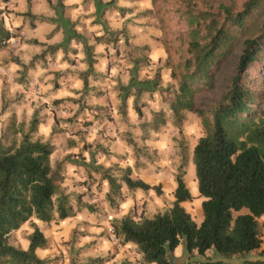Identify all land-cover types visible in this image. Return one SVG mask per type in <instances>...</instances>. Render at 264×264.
<instances>
[{
    "label": "trees",
    "instance_id": "16d2710c",
    "mask_svg": "<svg viewBox=\"0 0 264 264\" xmlns=\"http://www.w3.org/2000/svg\"><path fill=\"white\" fill-rule=\"evenodd\" d=\"M95 1L98 6L110 3ZM182 2L189 41L179 65L182 73L178 87L166 100L180 132L185 111L201 119L204 135L194 147L193 163L198 191L204 198L203 219L198 223L183 205L193 194L185 180L186 147L182 145L172 206L139 220L127 214L115 224L114 232L121 243L136 246L143 264H264V250L259 251L263 242L259 218L264 216V85L253 84L255 77L250 75L251 69L264 65V0ZM30 7L22 15L33 22L37 16ZM13 36L0 20V46ZM240 49L233 75L220 83L219 97L212 103L202 101L205 94L218 89L219 74ZM89 62L93 69L96 59L91 54ZM87 73L83 92L89 88ZM160 82L158 75L149 84L159 86ZM136 110L142 118L141 108L136 106ZM40 122L35 111L28 130L24 125L14 129L20 139L8 142V127L0 137V264L51 263L53 259L38 254L39 249L49 246L48 237L38 225L28 235L27 248L16 245L12 233L33 219L61 221L82 208L95 211L93 204L82 202L78 196L73 200L65 191L66 176L53 164L55 131L46 140L37 137ZM163 123V112H156L154 128ZM116 169L120 177L113 174L112 167L95 169L109 182L106 198L112 204L122 197L125 187L162 193L160 184L134 178L130 166L116 165ZM87 186H92L91 181ZM244 208L249 211L235 214ZM180 245L183 253L177 256ZM254 252H258L256 257ZM106 261L97 258L90 264Z\"/></svg>",
    "mask_w": 264,
    "mask_h": 264
},
{
    "label": "rangeland",
    "instance_id": "374dc122",
    "mask_svg": "<svg viewBox=\"0 0 264 264\" xmlns=\"http://www.w3.org/2000/svg\"><path fill=\"white\" fill-rule=\"evenodd\" d=\"M103 1L111 3L108 4L109 6L105 4L101 16L105 20L104 38L107 39V44L112 50H109V47L106 48L109 59L105 62L104 72H95L90 80L92 83H97L93 87V95L100 96L107 91L110 104L101 110L103 113L99 111L97 114L91 113L90 116H87L85 112L82 113L83 111L78 112L79 109L88 107L86 101L82 100L76 110L70 106L72 109L70 113H63L62 105L55 108L53 102H46L44 98L47 92H43L45 91L44 87L32 84L36 80L30 78L29 74L32 68L44 62V59L41 60L42 53L33 57L32 48L24 46L23 43L19 45L18 42L24 40L22 33L25 25L28 23V28H33L35 23L43 17L32 22L30 18L27 20L19 10L25 9V6L18 5L19 0L18 3L16 2V6H14V1L11 3L0 0V10L3 11L0 14V20H3L6 29L14 34L13 38L9 40L10 43L0 46V65L7 70V72L0 70V137L2 130L9 128L8 142L12 138L20 139V134H16L14 129L24 125V129L28 130L36 111L41 121L36 136L46 140L52 134L50 133L46 138L49 133L41 123L44 124V121L51 115L54 120L52 131L54 129V141L57 145L53 155V164L55 168L68 176L64 189L75 200L74 198L82 191H86L82 187V184H86L85 188L92 191L90 198L93 199L91 203L95 206L94 212L83 209L85 210L83 212L86 213L85 216L76 214L65 220L51 222L33 219L12 234L11 240L16 245L24 247L27 245L28 235L33 231L35 225H38L44 233L55 229L52 232L55 240L48 255L53 260L49 264H90L97 258L111 260L114 249L118 248V244H121L120 238L113 231H115V224L123 216L131 214L139 220L144 216L152 217L172 206L177 186L176 174L182 162V151L184 150L186 157L185 180L191 188L193 198L184 202L183 205L198 223L203 219L202 202L204 198L198 191L193 163L194 147L199 138L204 135L201 119L197 114L185 111L186 118L183 121L182 132H180V128L174 122L170 104L166 100L167 95H171L178 87L182 73L179 65L189 41V25L186 15L181 10L183 2L182 0ZM95 4L97 5V3ZM52 10H56L54 15H59L57 11H61V8ZM151 45H155L156 51L159 50L162 53L160 60L153 57ZM15 51H20L21 54H15ZM240 54L241 49L235 51L219 74L218 89L205 94L201 98L202 101L212 103L214 98L219 97L220 83L233 75ZM29 56L32 59L24 64L21 57L28 58ZM97 56L98 54H93L94 59ZM11 62L20 64L22 67L18 71H12L13 79L9 76L11 72L8 68ZM47 62L48 59L45 60L44 65ZM98 62L97 59L95 64ZM28 65L31 66L27 68ZM250 73L252 78L255 77L252 81L253 84L264 85V65H261L257 70L251 69ZM158 75H160V85L149 84V81L157 79ZM87 80L89 81V78ZM43 82L45 81H39V83ZM81 97L84 98L85 95ZM112 98H115V102L111 101ZM124 102L125 104H123ZM115 104L119 106L121 112L120 121L129 119V111L135 112V122L134 124L129 122L131 130L127 135L134 144L133 146L130 144L131 152L125 159L129 164L123 161L109 167L113 168L114 175L120 177L121 173L116 169V165L122 168L130 166L133 169L132 176L134 178H142L152 185L160 184L161 194H158L154 189L130 191L125 187L122 197L116 198L112 204L106 198V194L110 190L109 182L101 179L100 174L95 171V169L108 168V166L98 163L100 153L104 152L105 148L99 147L100 145L95 148L96 143L90 144L82 136L73 140L70 138L64 140L66 136L63 133L68 127L70 132L73 131V134L76 130L80 131L82 126L87 128L92 125L93 127L96 120L94 116L102 117L101 119L97 118L100 121V123H96L97 133L102 130L106 131L107 125L103 123L115 120L116 114L112 111ZM136 106L141 108L142 118L139 117ZM156 112H163L165 119V123L160 124L157 129L153 125ZM104 113L106 117L103 116ZM49 120L51 119L49 118ZM67 123L69 125H66ZM40 131H42L41 136L38 135ZM62 136L63 142H61ZM65 141H69L68 149L65 148L67 144ZM85 143L89 145L87 148H85ZM182 145L186 149L182 150ZM89 181L92 184L89 186L90 188L87 186ZM74 205L76 206L75 201ZM248 211L247 208H244L235 214ZM80 221L89 222L94 228L91 231L83 230L76 226ZM93 239H96L94 243H92ZM97 251L101 252L100 256L99 254L98 256L94 255ZM130 251L134 253L135 250L130 248ZM39 253V255H46L48 252Z\"/></svg>",
    "mask_w": 264,
    "mask_h": 264
},
{
    "label": "crops",
    "instance_id": "0c3cea01",
    "mask_svg": "<svg viewBox=\"0 0 264 264\" xmlns=\"http://www.w3.org/2000/svg\"><path fill=\"white\" fill-rule=\"evenodd\" d=\"M9 1L11 3L14 1V6H16L18 3V0ZM49 1H51V4ZM95 3V0H61L60 2L59 0H19L18 3V5L21 7L25 6V9H19L22 13H25L28 10L27 8H29V5H31V11L37 16L36 20L43 17L41 20H38L37 23H35L36 25L33 28H28V23L25 25L24 32L22 33L24 40L19 41L18 44L21 45L23 43L24 46L31 47L33 57L42 53L43 55L41 54V60L44 59L45 62V60L48 59L47 64L44 65V62H42L41 64H37L34 68H32L29 77H32L34 80H36V82H33L32 84L44 87L45 91L43 92H47L44 98L46 102L54 103L56 100L60 101L58 103H54V107L56 108L57 106L62 105L63 113H70L72 110L70 109V106L76 110L80 106V102L82 100L84 102L86 101L88 107L81 108L78 110V112L83 111L82 113L85 112L87 116H90L91 113L97 114L110 104V100L107 98L108 95L106 94L107 91L100 94V96L93 95V87L96 86L97 83H92L90 80L93 78V74H95V72H104L105 62L109 59L106 49L109 46L107 44V39L104 38L106 33V30H104L105 20H103L101 16L105 5L101 4L100 7ZM59 7L61 8V11L58 10ZM53 8H57L59 15H54V11L56 10H52ZM25 18L29 20L27 17ZM151 46L153 49V57L160 60L162 53L159 52V50L156 51L155 45ZM109 50L112 49L109 47ZM16 53L19 54L20 51H15V54ZM92 53L98 54L95 59H98L99 62L96 64L94 63L95 65L93 66V69H90L89 61L90 54L93 56ZM21 58L24 64L28 63L32 59L30 56L28 58ZM8 68L14 78L12 71H18L22 67L20 64L11 62ZM85 73H87L86 78H89V81L87 80L89 88L87 91L83 92ZM40 80H44L45 82L39 83ZM82 95H85V97L82 98ZM111 101L115 102V98H112ZM123 104H125V102ZM112 111L116 114L115 120L108 121V123H103L104 125H107L106 131L102 130L101 132L97 133L96 123H100L97 118L101 119L102 117L94 116V119L97 121L95 120L93 127L92 125L90 126L91 128L89 126L87 128L82 126L80 127V131L76 130L75 134H73V131L70 132L68 127L63 133V135L66 136L64 140H68L69 138L73 140L74 138H78V136H82L86 138V142L90 144L96 143L94 145L95 148L97 145H100L99 147L105 148L106 152L100 153L98 163H102L103 165L108 166V168L112 164H118L123 161L126 162L125 159L128 156V153L131 152L130 144H132V146L134 144L133 141H130L127 135L129 130H131L129 122H132L133 124L135 122V112L129 111V119L126 121H120L119 118L121 112L119 110V106L115 104L114 107H112ZM103 116L106 117V114L104 113ZM49 118L52 121L49 120ZM44 122L45 123H41V125L48 130L49 134L46 137L48 138L50 133L52 134V127L54 125L53 117L50 115ZM68 123L70 124V122ZM68 123L66 125H69ZM78 124L80 123L78 122ZM40 129H42V127H40ZM88 129L90 130L87 132ZM41 132L42 131L38 132L39 136H41ZM108 136H110L111 139ZM61 142H63V136ZM65 142L67 143L65 148L68 149V146L70 145L69 141ZM72 143L74 145L73 141ZM126 164H129L128 161ZM66 181H68V176H66L65 183ZM85 185L86 184H82V187L86 189V191H82L78 197L81 198L82 202L92 204L91 202H93V199L90 198L92 191H89L88 188H85ZM83 209L87 208L80 209L77 211V214L85 216L86 213H84L85 210ZM259 221L261 224L263 241L262 247L259 250L261 251L264 250V216L260 217ZM76 226L88 231H91L94 228V226H92L89 222L85 223L84 221L78 222ZM54 230L50 229L48 233L47 231L45 233L49 240V246L48 248L38 250V254H40L39 252L42 251L48 252L46 255H40L42 258L50 257L48 255L52 250L51 245H53V241L55 240L52 234ZM87 235H89V233H87ZM93 238H95V236H93ZM95 240L96 239H93L92 243H94ZM28 245L29 240L27 245L23 248H27ZM118 245V248L114 249L113 258L106 261L104 264H143L140 260L141 254L137 252L136 246L134 244L121 243ZM130 248L135 250L134 253L130 251ZM182 253L183 246L180 245L177 247L175 254L180 256ZM257 253L258 252H254L255 257L257 256ZM98 254L100 256L101 252L99 253L97 251L94 255L98 256Z\"/></svg>",
    "mask_w": 264,
    "mask_h": 264
},
{
    "label": "built area",
    "instance_id": "2783aa9c",
    "mask_svg": "<svg viewBox=\"0 0 264 264\" xmlns=\"http://www.w3.org/2000/svg\"><path fill=\"white\" fill-rule=\"evenodd\" d=\"M9 40H10V39H9ZM9 40L4 41V44L10 42ZM0 70H3V71H5V72H7V70H5V67H3L2 65H0ZM9 76H10V78L13 79V75H12V74H10ZM112 230H113V229H112ZM113 233H115V232L113 231Z\"/></svg>",
    "mask_w": 264,
    "mask_h": 264
}]
</instances>
